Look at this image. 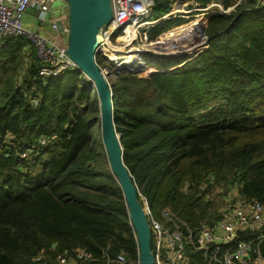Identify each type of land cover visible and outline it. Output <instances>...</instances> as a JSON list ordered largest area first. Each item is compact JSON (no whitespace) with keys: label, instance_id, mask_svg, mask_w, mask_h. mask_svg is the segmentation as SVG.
<instances>
[{"label":"trees","instance_id":"trees-1","mask_svg":"<svg viewBox=\"0 0 264 264\" xmlns=\"http://www.w3.org/2000/svg\"><path fill=\"white\" fill-rule=\"evenodd\" d=\"M177 1H193V9L220 3L227 12L207 15L208 48L194 59L145 60L160 71L149 76L123 67L112 85L114 117L139 198L153 214L171 208L196 227L214 210L203 206L211 175L238 180V195L264 205V0H154L153 20ZM183 23L162 21L148 39ZM97 62L107 64L99 52ZM41 66L37 59L30 71L32 93L9 87L0 98V138H15L0 147V264H36L41 251L52 264L79 248L94 255L91 264L120 253L138 264L124 194L95 141V88L77 71L43 78ZM191 259L202 264L199 254Z\"/></svg>","mask_w":264,"mask_h":264},{"label":"built area","instance_id":"built-area-1","mask_svg":"<svg viewBox=\"0 0 264 264\" xmlns=\"http://www.w3.org/2000/svg\"><path fill=\"white\" fill-rule=\"evenodd\" d=\"M241 1V0H239ZM55 0H0V41L10 39L27 40L34 48L36 57L41 63L39 75L43 78H57L67 71L80 72L78 65L68 55V45L57 39H50L24 25V16L29 9L38 10L37 22L40 27L49 26L55 32L68 34L69 27L58 21L51 22V5ZM152 3V4H151ZM113 19L103 31L104 42L100 49L113 39L118 31L124 30L128 35L129 28L139 29L156 24L151 21L154 0H111ZM187 13L188 6H186ZM196 8V10H209ZM177 12L176 14H182ZM169 13L170 16L176 15ZM167 19H171L170 16ZM143 34L148 40V33H137L136 41ZM204 46V45H203ZM38 106L39 98L31 99ZM11 134L0 138V147L13 144ZM42 139L40 146H45ZM30 152L22 153L27 159ZM147 221L151 231V245L154 264H192V255L199 254L202 264H264V206L258 201H246L245 205H236L224 209L221 218L213 223L192 227L179 217L171 208H164L153 214L149 204L145 203ZM45 254V252H44ZM34 258L36 264H48L45 255ZM94 255L83 248L74 254L60 253L56 264H91ZM130 261L124 253L114 258H107L108 264H128ZM140 262V254H139ZM138 262V264H139Z\"/></svg>","mask_w":264,"mask_h":264},{"label":"water","instance_id":"water-1","mask_svg":"<svg viewBox=\"0 0 264 264\" xmlns=\"http://www.w3.org/2000/svg\"><path fill=\"white\" fill-rule=\"evenodd\" d=\"M63 2L67 6L66 23L69 27L68 55L95 88L99 100L101 140L110 169L124 194L129 217L135 229L139 245V264H154L151 231L145 207L140 201L138 187L123 159L121 135L118 134L115 125L113 91L97 62V53L104 42L103 31L113 19L111 0H63ZM53 246L56 247L57 244Z\"/></svg>","mask_w":264,"mask_h":264},{"label":"rangeland","instance_id":"rangeland-1","mask_svg":"<svg viewBox=\"0 0 264 264\" xmlns=\"http://www.w3.org/2000/svg\"><path fill=\"white\" fill-rule=\"evenodd\" d=\"M59 1H61V0H55V2L52 4V6L54 7V9H53L54 11L58 10ZM241 1H243V0H241ZM241 1L238 0V2H241ZM175 4L172 7V12L182 13V11H184V10L187 11L186 6L189 3H188V1H177L176 7L173 10ZM213 5L207 11L206 10H204V11L203 10H196V9L190 8L188 6L189 11L187 13L176 14L173 16H170L168 13L167 15H169L171 19H181L184 21V23L182 25H178L176 27H173L172 29L168 30L169 32L165 31L163 34L158 36L155 39V41H150L149 39L145 40L142 37L143 34H141L136 41L131 43L133 41V39L136 38L137 33H149V31L153 27L158 25L160 22L166 21L168 18L167 15H165V17L161 18L160 21H156V24L149 27V28H147V27L146 28L141 27L139 29L133 28V30L136 33H134L135 37L133 36V38L131 40L127 39L128 35H123L122 38H121V35H117V37L115 38L116 40L114 39V37H115L114 36L113 39L110 41V43L105 42L106 44L103 46V48H101L99 50V53L105 59L107 64L104 66H100V67L105 72V75L107 76V80L109 82L110 87L112 88V85H113L114 81L116 80L117 76L122 73V71L125 69L126 66H128L127 69L130 71H131V69H133L134 71H139V76H149V75L156 73L157 70L151 66L145 65V63H146L145 60L147 62H151V63L156 62V57H163V58H180V57L185 58V57H189L192 60L197 56V55L195 56L196 53L207 49L208 45L205 44L206 40H207V37L205 36V30H206V26H207L205 24H206V21L208 19L207 15L208 14L212 15V14L216 13L217 11H220L222 13L227 12L226 10L223 9V7L220 3H215ZM153 16L154 15L152 14V16L150 17L152 22H154ZM66 18H67V11H66ZM199 19L201 20V25H198L199 27L197 26L196 29L198 28L197 33H201V38L199 39L200 41L190 42L191 40H194L193 35H190V36L187 35L188 37H185L186 39H183L179 42L180 44H179L178 48H175L173 50L166 49L163 52H156V50L154 49L152 44L155 42L161 41V39L164 37L165 34H167V32L172 33L173 31H176V30L186 26L187 24L194 22L195 20H199ZM174 28L176 30H174ZM129 30H130V28L128 29V32H127L128 34H129ZM117 33H125V32H124V30H120ZM131 34H133V33H131ZM64 37L66 38V41H67L68 35H64ZM194 37H195V35H194ZM123 40H124V42H126L125 45L124 44L121 45V42ZM188 42H189V44H187ZM205 46H207V47L205 48ZM132 56H137V58L133 59ZM127 59L132 60V61L128 62L126 64L125 63L124 64L119 63V61H123V60H127ZM183 64H185V63H183ZM123 67H124V69H122ZM19 75L21 77V80H19V78H18V80L24 81L25 77H26V69L24 68L23 70H21L17 76H19ZM2 79H4V83H5L6 78L2 77ZM1 91L4 92V88H2ZM32 91L33 90L31 87L25 88L26 93H32ZM113 98H114V95H113ZM94 104L96 107L98 106V108H99V100H98V102L94 101ZM100 130H101V128H100V109H99V127L94 130V136H97V137H95L96 142L98 141L99 138H101L100 137ZM97 145L99 146L100 149H102V148L104 149L102 140H101V142L99 140V142H97ZM104 167H106V162L104 163ZM208 178H210L208 180L209 182L207 181ZM234 180H235L234 182L230 181V180L229 181L223 180L220 183L219 182L215 183L216 180H214L212 175L206 178V182H208L206 186L208 187L210 185V188H209L208 194L203 198V201H204L203 206H205L209 202H211V206L213 205L214 210H212L211 208L207 209V216L203 221L200 222V225H203L204 223L213 224V223L217 222L221 218L224 209H227L228 207L246 204V200H245L244 196L238 195V188H239L238 183H239V181L236 179H234ZM140 201L142 202V205L144 207H146L145 206L146 202L149 204L148 200L145 197H143L142 195H140ZM218 216H220V217L217 218ZM55 248L56 247H54V246L52 247V249H55ZM51 263L56 264L55 260H54V262H51ZM184 264H189V262L186 261Z\"/></svg>","mask_w":264,"mask_h":264},{"label":"crops","instance_id":"crops-1","mask_svg":"<svg viewBox=\"0 0 264 264\" xmlns=\"http://www.w3.org/2000/svg\"><path fill=\"white\" fill-rule=\"evenodd\" d=\"M193 1H188V5H192ZM215 4V3H213ZM212 4V5H213ZM59 8L57 11H54V7L51 5V22L52 21H58L59 24H61V28L63 29V25H67L66 23V11L67 6L63 1H59L58 3ZM211 5V6H212ZM214 6V5H213ZM216 6V5H215ZM38 10L31 8L28 10V12L24 16V25L35 31L38 32L50 39H57L60 43H64L68 45V40L66 41V38L64 35H66V32L59 33L55 32L51 29V27H40L37 22V16H38ZM207 14V13H206ZM68 35V34H67ZM24 40L22 39H10L6 40L4 42L0 41V98L3 95V91H1L2 88L5 89L9 88H20L24 90V88L31 87L32 90L35 89L36 85L29 84V75L32 67L37 62V57L35 50L31 44H25ZM26 69V77L24 81L21 80L20 75L17 76L21 70ZM40 69V68H39ZM5 83H4V79ZM19 78V80H18ZM19 81V82H18ZM29 84V85H28ZM25 91V90H24ZM1 100V99H0ZM10 134V133H8ZM6 134V135H8ZM12 135V134H11ZM33 169L36 172L41 171V167H33ZM44 254V251H41L37 256ZM45 255V254H44ZM36 256V257H37ZM46 257V255H45Z\"/></svg>","mask_w":264,"mask_h":264},{"label":"bare ground","instance_id":"bare-ground-1","mask_svg":"<svg viewBox=\"0 0 264 264\" xmlns=\"http://www.w3.org/2000/svg\"><path fill=\"white\" fill-rule=\"evenodd\" d=\"M185 11L186 10H184L182 12H185ZM172 14H176V13L175 12H172ZM198 25H201V20L200 19L199 20H195L194 22H191V23L187 24L186 26H184V27H182V28H180V29H178L176 31H173L172 33L165 34L164 37L161 39V41H158V42L153 43L152 46L154 47V49L156 50V52H163L166 49L173 50V49L179 47V44H180L179 42L181 40H183V39H186L185 37H188L187 35H189V36L190 35H193V39L194 40H191L190 42H192V41L193 42L194 41H200L199 39L201 38V33H197L198 32V28L196 29V27ZM131 33H133V34H131ZM134 33H136V32L133 30V28H130L129 34L127 36V39L128 40H131L133 38V36H134ZM194 35H195V37H194ZM125 43L126 42H124V40H123L121 42V45H123V44L125 45ZM187 44H189V42ZM132 57H133V59L137 58V56H132ZM131 61L132 60H128L127 59V60L119 61V63H122V64L125 63L126 64V63L131 62ZM104 74H105V72H104Z\"/></svg>","mask_w":264,"mask_h":264},{"label":"clouds","instance_id":"clouds-1","mask_svg":"<svg viewBox=\"0 0 264 264\" xmlns=\"http://www.w3.org/2000/svg\"><path fill=\"white\" fill-rule=\"evenodd\" d=\"M205 44H207V40H206V43Z\"/></svg>","mask_w":264,"mask_h":264}]
</instances>
